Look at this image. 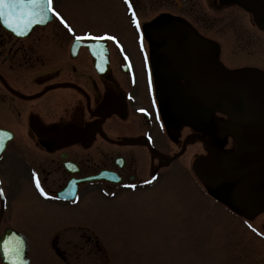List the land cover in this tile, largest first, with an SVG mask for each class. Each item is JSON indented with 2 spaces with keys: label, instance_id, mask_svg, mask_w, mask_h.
I'll list each match as a JSON object with an SVG mask.
<instances>
[{
  "label": "flooded vegetation",
  "instance_id": "af4514ba",
  "mask_svg": "<svg viewBox=\"0 0 264 264\" xmlns=\"http://www.w3.org/2000/svg\"><path fill=\"white\" fill-rule=\"evenodd\" d=\"M45 1L53 18L29 30L20 26L15 31L9 30L6 18H0V128L12 132L5 151L24 154L32 170L31 177L35 176L47 193L40 196L47 205L54 203L65 209L71 206V200L59 195L70 181H76L77 193L82 198L91 189L100 194L104 191L115 194L144 185L148 176L142 175L145 165L151 174L163 170L165 161L147 146L146 134L149 132L154 137L155 128L142 121L135 106L126 100L127 92L140 94L143 96L141 106L151 111L145 66L154 71L167 70L168 89L163 84L156 85L157 109L168 132L183 133L182 129L178 131L171 125L185 119L186 96L183 80L174 71L178 68L176 57L169 53L171 47L161 46V62L154 61L150 53L151 39L181 40L210 55L212 60L235 67L256 66L263 53L264 30L258 25L260 15L250 9L259 0H128L127 3L126 0H110L116 26L121 25L122 29L105 31L115 37L124 36L123 31L126 36L132 32L146 40L149 62L137 63L136 84L133 85L122 70V60L112 50L107 77L97 71L86 48L81 47L72 56L67 47L70 36L83 37L102 31L76 28L58 9L60 0H52L50 5L43 0L40 6L44 7ZM55 13H59V17ZM133 13L139 27L133 22ZM30 20L23 18V21ZM83 50L89 61L74 62ZM155 81H158L156 74ZM192 129L214 135L218 127L215 131L212 125L196 124ZM154 142L157 148L172 147L164 137L154 138ZM262 151L241 152L234 161L246 166ZM227 158L230 159L227 156L218 160L225 163L229 161ZM152 159L157 161L152 163ZM101 170L113 172L117 181L107 178L87 181V177ZM1 207L0 200V243L18 242L21 264H86L88 256L99 259L97 236L81 222L80 215L66 210L57 216L54 224H49L46 216L17 210L9 196H6L5 208ZM9 230L19 231L26 238L22 236L20 242L16 237L18 233ZM25 247L26 255L22 251ZM2 248L0 264H7ZM8 260L12 261L9 257Z\"/></svg>",
  "mask_w": 264,
  "mask_h": 264
},
{
  "label": "rangeland",
  "instance_id": "374dc122",
  "mask_svg": "<svg viewBox=\"0 0 264 264\" xmlns=\"http://www.w3.org/2000/svg\"><path fill=\"white\" fill-rule=\"evenodd\" d=\"M58 9L78 29H118L110 0H60ZM122 33L126 42L128 36L132 44L136 42L132 32ZM262 43L264 66V38ZM130 47L126 50L132 55ZM83 52L74 62L89 61ZM142 97L139 94L132 102L137 104ZM157 125L154 138L163 133ZM193 142L179 162L164 167L167 171L156 185H144L133 193L120 191L109 198L91 189L67 209L43 204L21 152L7 150L1 155L0 179L17 210L46 216L49 224L68 210L91 225L105 245L101 241L102 257L88 256L87 264H264V211L246 218L233 216L221 202L200 194L190 171L192 155L199 149V143Z\"/></svg>",
  "mask_w": 264,
  "mask_h": 264
},
{
  "label": "water",
  "instance_id": "95a60500",
  "mask_svg": "<svg viewBox=\"0 0 264 264\" xmlns=\"http://www.w3.org/2000/svg\"><path fill=\"white\" fill-rule=\"evenodd\" d=\"M261 25L264 27V20ZM197 86L206 101L237 107L243 124L252 132L245 141L264 146V78L206 71L204 76L200 75Z\"/></svg>",
  "mask_w": 264,
  "mask_h": 264
},
{
  "label": "snow or ice",
  "instance_id": "6c2138e0",
  "mask_svg": "<svg viewBox=\"0 0 264 264\" xmlns=\"http://www.w3.org/2000/svg\"><path fill=\"white\" fill-rule=\"evenodd\" d=\"M48 4L50 5L52 0H47ZM128 0H126V3ZM43 3V0H0V18H3L5 16V9H25V10H31L38 8ZM23 14V13H22ZM31 12H28V15L31 16ZM43 14L42 12L40 13ZM57 17H59V13H55ZM61 22L65 23L63 19L61 18ZM133 22L137 24V27H139V22L135 19V14L133 13ZM5 23L8 25V27H12L11 23L7 19H5ZM67 26V25H66ZM69 31H72V29H69ZM110 39L115 40V37H109ZM36 187L38 190L41 191L42 194L47 195V193L44 192V190L41 188L39 182L37 181ZM134 187V186H133ZM2 191H0V195H2ZM0 247H3L5 250V254L12 259V264H21L20 262V246L18 242L15 241H5L3 242Z\"/></svg>",
  "mask_w": 264,
  "mask_h": 264
}]
</instances>
